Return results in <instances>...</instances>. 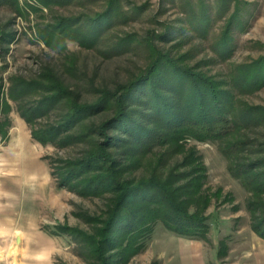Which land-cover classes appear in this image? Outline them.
<instances>
[{"label":"rangeland","instance_id":"1","mask_svg":"<svg viewBox=\"0 0 264 264\" xmlns=\"http://www.w3.org/2000/svg\"><path fill=\"white\" fill-rule=\"evenodd\" d=\"M112 1L117 11L106 16ZM104 17L109 21L93 43L80 44L69 36L57 43L61 19L70 21L75 33L84 34ZM45 31L52 40L42 36ZM152 44L179 69L229 90L238 100L239 116L244 106L264 109V75L257 79V70H249L246 81L241 72L253 63L264 65V0H0V264H173L185 242L184 250L197 243L196 250L205 254L208 264L259 262L264 237L253 225L264 217V116L253 122L245 114L225 137V143L243 141L230 149V157L220 140L191 135L181 150L168 141L146 152L119 142L126 133L117 128L106 130L112 140L93 135L115 144L109 153L121 169L127 165L126 180L148 181L155 172L165 177L175 164L177 173H186L200 164L199 158L206 167L204 188L211 197L204 210L206 239L181 236L155 222L142 238L143 248L132 254L121 233L104 236L100 221L107 217L111 192L93 194L81 185L82 179L67 172L89 149L88 140L63 138L58 143L33 135V130L48 131L61 123L64 105L39 112L32 124L21 114L35 109L43 96L36 91L18 100L17 87L23 80L31 82L52 70L82 104L91 105L106 89L114 90L147 67ZM150 80L165 93L158 76ZM150 91L149 86L129 108L140 124L148 123L141 112L152 106ZM110 113L102 111L85 123L99 125ZM149 125L157 128L156 123ZM159 128L164 137L167 128ZM73 129L71 133L79 125ZM245 163L251 169L243 174L238 166ZM186 181L182 178L179 184ZM122 221L118 218L115 226ZM110 239L121 245L113 248Z\"/></svg>","mask_w":264,"mask_h":264},{"label":"trees","instance_id":"2","mask_svg":"<svg viewBox=\"0 0 264 264\" xmlns=\"http://www.w3.org/2000/svg\"><path fill=\"white\" fill-rule=\"evenodd\" d=\"M116 11L115 2L112 1L107 13L104 14L113 15ZM107 20L109 21L106 17L102 21L95 20V24H91L84 34L83 31L77 34L74 32L77 29H73L70 21L61 19L60 25L57 26V43L66 41L69 36L76 40L78 38L80 44H91L96 40V34ZM49 34L51 33L47 31L45 34L42 33L47 42ZM150 54L147 67L142 68L128 81L117 84L114 90L106 89L98 102L91 105L82 104L78 95L68 87H64L52 70L43 72L39 78L31 82L23 80V83L17 87L19 93L16 97L19 100L21 96L36 91L39 94L43 92L42 99L35 109H31L30 113L21 111L29 124L34 122L39 112L44 114L57 105H64L66 112L61 123L48 131L33 130V135L40 141L57 140L58 143H62L63 138L88 140L89 149L83 157L70 163L73 167L67 172L71 173L73 179H82L86 185H83L84 183L81 185L86 186L85 189H93V194L111 192L107 217L100 221L106 228L107 233L105 232L104 236L109 239V232L121 233L120 238L127 240L125 249L129 248L132 254L143 248L142 238L152 231L155 222H162L167 229L181 236L206 239L209 224L206 222L204 210L211 200L210 194L204 188L206 167L201 164L199 158L200 164L186 173H177L178 164H175L165 177L155 172L148 181L138 180L137 183L126 180L123 170L127 165L121 169V164H116V159L111 152L109 153L110 148L115 144L107 141L112 140L113 136L106 130L117 128L125 132L126 136L118 137L119 142L132 147L138 146L145 152L154 144H164L168 141L178 144L175 149L181 150V147L185 146L183 141L190 135L199 140H220L223 152L230 157V149L240 147L243 141L238 139L225 143V137L245 120V114L251 116L253 122L264 116V109L247 106L242 109L243 116H239L238 100L229 90H219L199 74L187 69H179L177 62L162 52L157 45H150ZM263 69L262 62L259 66L258 63H253L241 70L246 73L242 79L247 81L249 70H257L258 74L255 75L258 79L257 75H264ZM157 76L160 84L165 88V93L162 87H157L159 85L157 82L150 80ZM147 85L151 88L148 94L153 99V103L151 107L141 112L142 118L148 123L140 124L129 108L134 100L140 98L141 92L147 90L149 87ZM102 111H110V117L103 119L99 125L85 123L86 119ZM150 123H156L157 128L150 127ZM76 125H79V130L71 133ZM160 126L167 128L164 137L163 133H160V130H163L159 128ZM99 134H105L107 140L93 138V135ZM133 148L130 149L132 151L136 149ZM190 156L188 154L187 158ZM192 161L187 165H191ZM238 168L242 173L251 169L247 163L240 164ZM182 178L187 181L179 184ZM190 207H194L195 211L191 212ZM118 218H122L123 221L121 226L117 227L115 225ZM114 228H117V231ZM253 229L264 237V217L261 223L253 225ZM110 242L113 248L119 245V241ZM89 244L96 245V241H91ZM95 250H98L97 245ZM96 253L98 254V251ZM130 257L131 255H128V258Z\"/></svg>","mask_w":264,"mask_h":264},{"label":"crops","instance_id":"3","mask_svg":"<svg viewBox=\"0 0 264 264\" xmlns=\"http://www.w3.org/2000/svg\"><path fill=\"white\" fill-rule=\"evenodd\" d=\"M184 246H187L186 242L181 248L182 250H179L178 254L173 259L174 262L177 261L175 262V264H208L205 254L202 251L196 250L197 247L199 246L197 243L194 244L189 243L186 250H184L185 249ZM257 256H259L256 258L257 260H259L257 264H264V253L259 254Z\"/></svg>","mask_w":264,"mask_h":264}]
</instances>
